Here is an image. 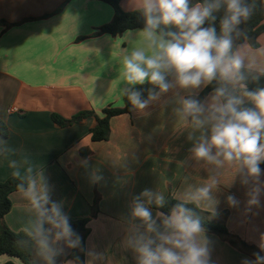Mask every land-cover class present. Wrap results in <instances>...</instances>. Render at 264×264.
Instances as JSON below:
<instances>
[{"label": "crops", "instance_id": "1", "mask_svg": "<svg viewBox=\"0 0 264 264\" xmlns=\"http://www.w3.org/2000/svg\"><path fill=\"white\" fill-rule=\"evenodd\" d=\"M120 6L132 11L130 0H121ZM113 16L114 8L102 0H0V120L8 127L6 136L0 134V181L13 177L10 160L23 171L27 159L34 170H42L50 199L62 203L68 219H89L80 233L79 257L70 258L73 248L61 243L57 264H135L131 250L122 247L132 196L149 188L181 197L188 185L198 186L207 177L204 166L188 156L182 122L165 103L170 93L150 105L146 115L132 109L113 116L107 140L91 139L96 118L80 114L92 110L102 115L109 105L124 106L119 61L129 46L128 30L93 35ZM258 42L257 48L247 41L236 45L254 59L257 73L264 70V32ZM53 114L76 119L61 126ZM233 172L226 168L220 176L215 213L227 211L229 231L260 251L264 195L259 208L246 211L247 188L238 176L232 181ZM229 194L238 206H228ZM10 198L4 222L20 231L28 219L24 201L18 190ZM205 235L212 264L254 258L216 233L205 230ZM93 255L99 258L94 261ZM31 260L36 264L34 253ZM8 262L23 264L0 254V264Z\"/></svg>", "mask_w": 264, "mask_h": 264}, {"label": "clouds", "instance_id": "2", "mask_svg": "<svg viewBox=\"0 0 264 264\" xmlns=\"http://www.w3.org/2000/svg\"><path fill=\"white\" fill-rule=\"evenodd\" d=\"M132 10L144 18V26L124 36L119 75L121 94L131 109L147 114L150 105L170 104L174 119L182 122L190 142L188 156L204 166L207 177L198 186L188 185L177 203L168 208L165 195L145 188L133 195L122 247L131 250L135 264H212L201 215V205L215 214L223 170L234 169L246 186V211L261 206L264 180V70L254 74V59L246 57L235 41L241 25L252 15L255 0H130ZM139 39V44L135 41ZM148 84L146 90L137 85ZM211 86L210 91L200 92ZM146 91V95L144 92ZM23 171L9 161L28 219L22 228L36 264H57L61 243L76 248L80 237L73 231L61 202L52 201L42 170L25 159ZM229 207L239 202L225 197ZM190 205H194L190 206ZM264 252V233L258 243ZM241 264H264V255L253 253ZM94 261L99 257L93 255Z\"/></svg>", "mask_w": 264, "mask_h": 264}, {"label": "trees", "instance_id": "3", "mask_svg": "<svg viewBox=\"0 0 264 264\" xmlns=\"http://www.w3.org/2000/svg\"><path fill=\"white\" fill-rule=\"evenodd\" d=\"M108 4H110L114 8V16L112 20L99 28H97L96 32L93 35H99L103 33H109L113 36L123 33L129 29L140 28L142 29L144 26V18L142 14L138 11H125L121 8L120 3L121 0H102ZM62 9V6L59 7L56 12H59ZM241 28L243 30V34L240 38L235 41V45L238 43H242L247 41L253 48H257L259 46L258 37L261 33L264 32V0H255V7L252 15L245 21ZM81 39V38H79ZM254 74H258L253 71ZM264 86V75L260 76L259 81H250L249 87H258ZM137 88L147 89L150 87L147 83L145 85H137ZM211 86L209 88H205L200 92V96L203 97L210 91ZM146 91L144 95H146ZM124 106L117 107L114 105H109L102 110V115L96 114L94 111H85L80 115L88 116L93 115L96 118V124L93 128H91V139L93 141H102L107 140L110 134V119L113 116L120 115L123 113H128L132 109L130 105L127 103L126 98L123 96ZM53 119L56 123L61 126H64L76 119H65L61 115L53 114ZM0 134L6 136L8 134V127L5 122L0 120ZM261 169H264V163L260 165ZM19 180L15 177H10L7 180L0 181V254H7L12 257H17L21 260L23 264H34L31 260L32 257V248L26 243V237L22 230L14 231L9 228L4 222L5 215L9 212L12 206L10 195L13 191H17V184ZM166 199L168 200V205L161 209L164 212L168 211V208L173 204L177 203L175 197L172 194H169ZM193 206L194 205H190ZM197 211L201 215V223L203 228L206 231L213 232L218 234L220 237L229 241L231 244L239 245L242 248L246 249L252 255L253 253H260V251L254 246L249 245L243 240L240 239L239 236L232 234L227 226L224 223V220L227 218V211H223L221 213H215L214 215L202 208H198ZM88 218H81L72 220L69 219V223L73 229V231L80 237L81 231H83L88 223ZM82 243V239L80 237V244ZM76 248H73V251L70 254V258H78L79 253ZM61 255L57 257V263L60 259ZM7 264H14L13 262H8Z\"/></svg>", "mask_w": 264, "mask_h": 264}, {"label": "rangeland", "instance_id": "4", "mask_svg": "<svg viewBox=\"0 0 264 264\" xmlns=\"http://www.w3.org/2000/svg\"><path fill=\"white\" fill-rule=\"evenodd\" d=\"M79 117H80V116H79ZM79 117H78V118H79Z\"/></svg>", "mask_w": 264, "mask_h": 264}]
</instances>
